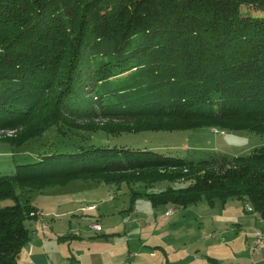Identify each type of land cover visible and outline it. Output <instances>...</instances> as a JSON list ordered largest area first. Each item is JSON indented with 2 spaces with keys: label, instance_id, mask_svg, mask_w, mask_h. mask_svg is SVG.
Segmentation results:
<instances>
[{
  "label": "trees",
  "instance_id": "obj_1",
  "mask_svg": "<svg viewBox=\"0 0 264 264\" xmlns=\"http://www.w3.org/2000/svg\"><path fill=\"white\" fill-rule=\"evenodd\" d=\"M243 6L264 11V0H0V141L21 145L50 128L264 137V14ZM72 179L168 181L177 185L129 188L131 197L182 206L237 197L264 215V146L195 160L80 145L0 173V201H14L0 205V264H17L36 215L16 189Z\"/></svg>",
  "mask_w": 264,
  "mask_h": 264
},
{
  "label": "crops",
  "instance_id": "obj_2",
  "mask_svg": "<svg viewBox=\"0 0 264 264\" xmlns=\"http://www.w3.org/2000/svg\"><path fill=\"white\" fill-rule=\"evenodd\" d=\"M74 181L75 190L94 188L50 205L44 202L49 196L29 202L36 215L25 221L30 237L17 264H264V244L251 250L255 231L264 230V215L248 210L241 198L152 205L146 195L131 197L134 189L126 185L127 201L115 204L123 183Z\"/></svg>",
  "mask_w": 264,
  "mask_h": 264
},
{
  "label": "rangeland",
  "instance_id": "obj_3",
  "mask_svg": "<svg viewBox=\"0 0 264 264\" xmlns=\"http://www.w3.org/2000/svg\"><path fill=\"white\" fill-rule=\"evenodd\" d=\"M249 9L250 8L247 6L242 7V11ZM247 14L263 15L264 11L253 8L249 10ZM1 134L2 133H0V135ZM88 144L101 147L130 149L147 148L158 152L177 154L197 160L214 155L232 156L248 154L254 148L264 146V137L257 133L245 130L226 131L219 128L209 127L174 131L121 132L118 134H109L102 130L72 131L66 136L57 133L54 128H50L43 135L21 145L0 141V173L5 174L12 172L17 163L33 162L38 160L40 156L52 152H72L77 150L80 145ZM72 180L73 181L67 182L66 184H54L40 189H16L15 192L18 194L19 200L22 201V203L25 202L26 199L29 200L30 203L32 201L38 202V200L40 199L41 201L44 196H49L51 199H44V202L45 204L50 205L51 203H56L71 194L92 191L94 188V186H88L75 190V186H71L75 184L74 179ZM84 181L86 182L83 183L92 185L94 180L87 179ZM185 183H182L181 185ZM102 185L105 186L106 184ZM169 185L172 186L177 184L168 181H159L152 186L147 187V189L139 182L130 184L129 186L131 189L133 188L137 191L145 190L153 192L163 190ZM104 186L102 187L103 190L101 189L102 191L99 196H104ZM98 189H100V187ZM60 190L63 191L55 193L51 192ZM118 190L114 203L123 204L127 201L129 195L124 193L127 190L126 184L123 183ZM81 198H84V196ZM0 202H5L3 205H6L12 204L14 201L10 198L1 200ZM197 205H206V202L202 199Z\"/></svg>",
  "mask_w": 264,
  "mask_h": 264
},
{
  "label": "built area",
  "instance_id": "obj_4",
  "mask_svg": "<svg viewBox=\"0 0 264 264\" xmlns=\"http://www.w3.org/2000/svg\"><path fill=\"white\" fill-rule=\"evenodd\" d=\"M246 208L248 210H253V206L250 203H246ZM93 228L99 230L101 229V226L98 223H95L92 225ZM264 244V230H256L254 233V240H253V244L251 246V250H256L260 245ZM116 264H134L129 260H122Z\"/></svg>",
  "mask_w": 264,
  "mask_h": 264
}]
</instances>
